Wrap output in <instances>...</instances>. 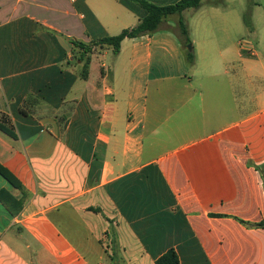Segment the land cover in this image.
<instances>
[{"label":"crops","instance_id":"0c3cea01","mask_svg":"<svg viewBox=\"0 0 264 264\" xmlns=\"http://www.w3.org/2000/svg\"><path fill=\"white\" fill-rule=\"evenodd\" d=\"M234 2L184 9L188 43L175 12L99 48L82 78L70 39L118 34L143 7L0 0V115L16 133L0 130V164L21 183L0 175L16 202L0 201V264H155L169 247L179 264H264V226L241 221H264V33H234Z\"/></svg>","mask_w":264,"mask_h":264},{"label":"trees","instance_id":"16d2710c","mask_svg":"<svg viewBox=\"0 0 264 264\" xmlns=\"http://www.w3.org/2000/svg\"><path fill=\"white\" fill-rule=\"evenodd\" d=\"M141 7H143L147 14L140 19L134 26L122 29L118 34L115 35H104L102 37L92 39L89 42H84L78 39H70V42L77 48L80 49L77 58L81 65L80 76L86 78L88 75V64L90 60L89 54L93 53L99 48L111 47L115 52L120 48V43L125 37H136L144 34H149L156 31L160 27L162 19L172 13L177 12L179 14L178 26L179 31L185 37V41L190 42L188 36V28L186 22L182 16V11L187 8L196 9L198 8L202 0H178L174 4L158 5L148 0H130ZM243 21L246 25L249 24L250 11L249 9L243 14ZM186 57L190 63L194 61V54L192 51L186 52ZM0 130L7 133L11 137H16L14 127L7 118L0 115ZM0 175H2L12 186L19 188L21 187L20 181L2 164H0ZM0 201H2L11 212L13 211V205L16 204L15 198L5 189L0 190ZM243 223L249 226H264V221L258 223H250L241 220ZM118 264V263H116ZM155 264H179V258L176 250L173 247H169L159 257L155 259Z\"/></svg>","mask_w":264,"mask_h":264},{"label":"rangeland","instance_id":"374dc122","mask_svg":"<svg viewBox=\"0 0 264 264\" xmlns=\"http://www.w3.org/2000/svg\"><path fill=\"white\" fill-rule=\"evenodd\" d=\"M247 1L249 2L250 0H235L234 2V6L238 9V13H237V18H238V23L240 25L239 28H234V33H246L245 38H249L251 40H254V42H257V38L256 36H253L252 33H264V19H262V17L260 15H256L254 14V16L252 17L251 13H250V20H249V24L246 25L243 22V14L245 13V9L247 8V6L245 7V3L247 5ZM252 1V0H251ZM255 1V0H253ZM260 2L264 3V0H259ZM203 2V0H202ZM244 10V11H243ZM190 11H193L190 10ZM242 20V22H241ZM258 30V31H256ZM260 39V38H259ZM262 45H264V41H262L261 43L257 44V48L260 49V47H262ZM81 71V67H79V72Z\"/></svg>","mask_w":264,"mask_h":264},{"label":"built area","instance_id":"2783aa9c","mask_svg":"<svg viewBox=\"0 0 264 264\" xmlns=\"http://www.w3.org/2000/svg\"><path fill=\"white\" fill-rule=\"evenodd\" d=\"M244 42V40H240V45ZM248 51H251V49H248Z\"/></svg>","mask_w":264,"mask_h":264},{"label":"water","instance_id":"95a60500","mask_svg":"<svg viewBox=\"0 0 264 264\" xmlns=\"http://www.w3.org/2000/svg\"><path fill=\"white\" fill-rule=\"evenodd\" d=\"M187 48L190 50V49H191V45H190V44H188V45H187Z\"/></svg>","mask_w":264,"mask_h":264}]
</instances>
